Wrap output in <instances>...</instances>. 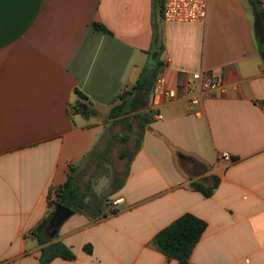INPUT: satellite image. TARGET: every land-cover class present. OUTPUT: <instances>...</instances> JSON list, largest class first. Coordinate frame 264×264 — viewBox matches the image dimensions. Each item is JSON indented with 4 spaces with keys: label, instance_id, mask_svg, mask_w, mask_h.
<instances>
[{
    "label": "crops",
    "instance_id": "crops-1",
    "mask_svg": "<svg viewBox=\"0 0 264 264\" xmlns=\"http://www.w3.org/2000/svg\"><path fill=\"white\" fill-rule=\"evenodd\" d=\"M162 1L0 0V264H38L56 244L74 258L50 264H178L152 242L186 214L207 223L190 264H264L260 0H205L193 24L165 22ZM155 36L158 76L177 99H156L162 118L145 126L118 191L98 199L101 213H73L39 246L31 231L54 210L51 191L97 152L101 118L140 78ZM197 73L223 87L200 108L180 88ZM194 183L216 187L206 197Z\"/></svg>",
    "mask_w": 264,
    "mask_h": 264
},
{
    "label": "trees",
    "instance_id": "trees-1",
    "mask_svg": "<svg viewBox=\"0 0 264 264\" xmlns=\"http://www.w3.org/2000/svg\"><path fill=\"white\" fill-rule=\"evenodd\" d=\"M163 2L164 0L161 3L162 8ZM261 21L264 22L262 13L257 18V25H260ZM96 27L101 29V26L97 25ZM262 35L264 37V27ZM153 50L154 52L150 54L149 61L136 84L129 91L118 96V104L113 106L109 112V119L113 120L114 124L118 123L120 119L132 116L138 121V128L141 134L144 132L145 126L154 120V111L149 108L148 99L158 76V68L161 65L160 56L162 55L163 45L158 36H155ZM76 95L78 104L82 101H87V98L80 92L76 91ZM85 114L89 117L91 114L90 110L87 109ZM128 127L132 131L133 126ZM140 143L141 140L138 142V147ZM109 151L110 144L103 150L92 153L88 159L105 157ZM80 176V170L73 169L66 183L57 186L51 191V193L55 194V199L49 205L54 210L31 231L32 238L39 246H43L56 238V236L52 235L55 229L50 226V219L58 205L66 206L74 214H88L92 217H97L101 213V202L98 201L94 192L88 186L84 189L81 187ZM215 187L216 184L212 188H206L197 183H194L192 186L195 191L201 192L206 197L213 194ZM116 191L118 189L115 188L113 193ZM206 228L207 223L205 221L186 214L158 233L152 245L168 259L176 260L178 264H190L189 258ZM87 251L91 252L92 250L91 248H87ZM56 257L72 260L74 255L62 245L56 244L53 250L42 249V255L38 264H50Z\"/></svg>",
    "mask_w": 264,
    "mask_h": 264
},
{
    "label": "rangeland",
    "instance_id": "rangeland-1",
    "mask_svg": "<svg viewBox=\"0 0 264 264\" xmlns=\"http://www.w3.org/2000/svg\"><path fill=\"white\" fill-rule=\"evenodd\" d=\"M106 123L105 133L97 145V152L110 144L105 157L86 159L82 163L80 185L94 192L100 201L110 200V193L121 183L141 138L138 121L132 116L113 123L108 114L101 118ZM133 126L132 131L128 126ZM90 184V185H89Z\"/></svg>",
    "mask_w": 264,
    "mask_h": 264
},
{
    "label": "built area",
    "instance_id": "built-area-1",
    "mask_svg": "<svg viewBox=\"0 0 264 264\" xmlns=\"http://www.w3.org/2000/svg\"><path fill=\"white\" fill-rule=\"evenodd\" d=\"M208 2L205 0H164L162 8L163 20L167 23L193 24L203 22L208 13ZM259 9L264 17V0L259 1ZM188 95L189 105L200 108L205 98L216 96L223 92L222 85L215 81L209 74H193L188 82L180 87ZM163 95L167 101H174L178 97L177 89L168 87L167 80L162 76H157L152 90V106L154 119H161L162 116L156 111V99ZM197 116L199 111L194 113ZM224 162H231L228 154H222ZM111 211L125 204L123 197L112 199L109 203Z\"/></svg>",
    "mask_w": 264,
    "mask_h": 264
},
{
    "label": "water",
    "instance_id": "water-1",
    "mask_svg": "<svg viewBox=\"0 0 264 264\" xmlns=\"http://www.w3.org/2000/svg\"><path fill=\"white\" fill-rule=\"evenodd\" d=\"M73 211L66 206L58 205L50 219V226L59 229L71 216Z\"/></svg>",
    "mask_w": 264,
    "mask_h": 264
}]
</instances>
